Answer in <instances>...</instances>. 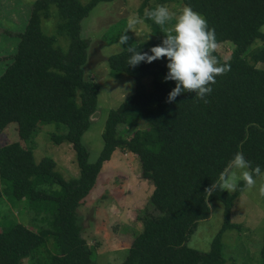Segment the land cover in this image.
<instances>
[{"label":"trees","instance_id":"1","mask_svg":"<svg viewBox=\"0 0 264 264\" xmlns=\"http://www.w3.org/2000/svg\"><path fill=\"white\" fill-rule=\"evenodd\" d=\"M103 1L115 0H35L18 47L0 75V132L16 122L20 136L0 146V199L6 194L13 206L24 202L47 223L37 229L14 218L0 223L5 227L0 231V264H90L91 251L73 227V209L93 190L117 149L136 154L142 177L154 185L150 207L140 217L142 231L121 264H225L223 232L240 228L230 215L244 183L240 181L234 193L217 189L207 195L206 189L218 181L237 152L251 168L264 171V67L259 66L264 63V0H180L207 20L218 45L232 47L226 60L214 53L219 65L230 70L216 77L207 103L187 92L166 102L176 86L164 81L166 57L128 66L126 48L149 52L162 44L169 29L145 18L153 37L107 57L111 75L132 76L137 89L110 110L102 151L89 162L82 137L97 110L101 86L85 78L90 39L82 36L81 27ZM150 1L143 0L141 12ZM52 6L59 14L57 33L69 40L66 50L56 44L55 34L42 28V20L52 16ZM145 77L152 78L150 90L144 88ZM53 122L63 128L51 134L52 140L69 143L75 151L76 177L66 179L50 156L40 161L35 157L36 144L30 141L44 124ZM121 125L133 128V134L125 136ZM213 201L223 203L225 221L208 251L190 247L188 240L199 221L211 215ZM261 245L264 264V237Z\"/></svg>","mask_w":264,"mask_h":264},{"label":"rangeland","instance_id":"2","mask_svg":"<svg viewBox=\"0 0 264 264\" xmlns=\"http://www.w3.org/2000/svg\"><path fill=\"white\" fill-rule=\"evenodd\" d=\"M34 1L0 0V75L5 72L12 54L18 47L19 33L27 24L25 18L29 17ZM142 3L143 0L103 1L82 21L81 34L90 39L88 60L84 65L85 78L101 86L97 110L92 116L89 129L82 137L89 151V162H95L102 151V133L110 110L117 108L127 95L137 89V80L132 76L122 74L119 79H115L111 75L107 57L135 42L153 37L152 29L145 20V9L165 5L170 11L179 14L185 6L180 0L166 4L152 0L141 12ZM51 11V18L42 20L43 31L49 35L55 34L58 37L56 44L66 50L69 40L57 33L59 14L56 6H52ZM129 17L141 21L135 26V32L128 31ZM117 23H120V27H112L118 25ZM175 23V19L167 23L168 28H172ZM123 29L129 32L130 36L126 34L130 39L127 44L118 46L119 39L117 41L116 38L125 34H121ZM260 43L256 42L258 45ZM218 46L217 53L222 60L228 59L232 52L231 45L223 43ZM259 66L264 67V63ZM151 80V77L142 79L145 89L152 88ZM140 125L144 126V123L141 122ZM125 127L121 125L119 131L123 130L125 136H131L134 129ZM62 128L63 125L58 126L55 122L44 124L30 142L36 144L34 154L37 161L45 156L54 158L56 170L66 179H70L79 175L75 151L71 144H57L51 138L53 132H60ZM16 140H20V136L17 123L12 122L0 132V146ZM141 173L138 156L117 149L112 158L104 164L90 194L74 205L73 227L91 251L90 264H121L126 259L133 240L142 231L143 223L140 217L146 208L150 207V195L154 185L144 179ZM255 179L256 187L251 191L243 190L231 210V222L240 225V228L223 232L225 264H260V247L264 237V198L258 193L262 181L259 177ZM210 205L211 215L199 221L196 231L188 240L190 247L201 251L211 248L213 237L225 221L223 203L213 201ZM8 218H14L33 229L47 225L31 208H27L24 202L13 206L9 197L4 194L0 199V223ZM4 229L0 224V231Z\"/></svg>","mask_w":264,"mask_h":264},{"label":"clouds","instance_id":"3","mask_svg":"<svg viewBox=\"0 0 264 264\" xmlns=\"http://www.w3.org/2000/svg\"><path fill=\"white\" fill-rule=\"evenodd\" d=\"M144 16L161 27L173 19L176 23L167 30L162 44L152 47L149 52L137 51L133 46L126 48L130 54L128 66L135 68L141 63L151 64L166 57L168 72L164 81H174L176 85L166 102L172 103L187 92L195 93L197 100L207 103L206 97L212 92L211 85L215 84L216 77L230 70V66H220L214 54L219 47L215 30L210 29L207 20L190 6H184L177 14L165 5H158L153 10L145 9ZM140 22L138 18L129 17L128 31L135 32V26ZM126 33L120 37L118 46L129 41L130 37ZM254 177H259L262 181L258 193L264 198V173L259 166L251 168L243 153L237 152L227 168L221 172L218 181L206 189L207 195L217 189L234 193L239 187V181H243L244 190L251 191L257 185Z\"/></svg>","mask_w":264,"mask_h":264},{"label":"crops","instance_id":"4","mask_svg":"<svg viewBox=\"0 0 264 264\" xmlns=\"http://www.w3.org/2000/svg\"><path fill=\"white\" fill-rule=\"evenodd\" d=\"M30 13H31V12H30ZM29 16H30V15H29ZM25 19H26V22H27V21H28V19H29V17H26Z\"/></svg>","mask_w":264,"mask_h":264}]
</instances>
